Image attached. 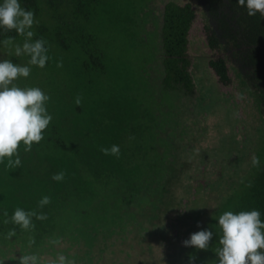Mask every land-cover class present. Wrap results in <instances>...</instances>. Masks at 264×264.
I'll use <instances>...</instances> for the list:
<instances>
[{
  "label": "rangeland",
  "instance_id": "374dc122",
  "mask_svg": "<svg viewBox=\"0 0 264 264\" xmlns=\"http://www.w3.org/2000/svg\"><path fill=\"white\" fill-rule=\"evenodd\" d=\"M166 1L104 0L93 20L84 24L85 33L97 38L106 68L102 74L77 72L75 53L55 47L48 66H30L27 78L14 81L20 87H39L49 95L46 107L53 117L51 124L62 127L64 139L75 138L67 149L50 152L43 160L71 159L72 154L87 151L101 157V145L95 140L106 141L111 136L120 148L119 157L114 156L119 161L117 167L127 172L125 178L118 175L119 179L112 177L106 183L102 173L112 164L100 160L104 171L102 167L89 170L79 165L81 181L104 179L103 185L95 182L86 188L85 199L96 192L109 204L113 201L110 194H124L119 204L123 209L117 214L120 224L108 227L106 238L93 244L88 261L80 259L86 250L81 243L71 244L72 240L58 237L54 244L49 241L52 237L43 239L47 251L37 255L44 264L60 253L76 264H189L190 253L196 256L194 264H213L208 256L211 243L207 250H199L182 242L192 233L207 229L228 195L263 163L264 121L256 92L239 81L231 69L226 85H221L209 69L207 62L217 54L206 45L204 18L195 0H173L179 5L191 4L195 12L185 37L194 95L180 99L170 92L161 100L155 85L158 39L154 34ZM10 57L13 63H28L25 55H15L13 46L0 51V60ZM58 62L63 66L57 67ZM71 91L74 100L65 103L69 112L61 104ZM78 96L80 106L75 103ZM115 101L134 107L125 123L127 129L119 134L111 132L106 120L100 118L104 113L100 103ZM91 118L95 125L90 124ZM253 155L260 159L258 167L252 165ZM61 189L62 193L72 190L67 186ZM128 190L134 194L130 200ZM58 202L49 206L48 213L53 215L57 232L60 227L66 234L78 226L82 212L90 209L89 201ZM69 237L73 239L72 234ZM24 254L18 244H0L4 264H18L15 257Z\"/></svg>",
  "mask_w": 264,
  "mask_h": 264
},
{
  "label": "trees",
  "instance_id": "16d2710c",
  "mask_svg": "<svg viewBox=\"0 0 264 264\" xmlns=\"http://www.w3.org/2000/svg\"><path fill=\"white\" fill-rule=\"evenodd\" d=\"M19 2L22 7L34 11L35 20L38 23H34L30 29L35 33L33 40L43 38L47 41L49 57L55 47L66 52L72 50L79 62L77 72L90 71L93 74H102L106 68L103 55L98 48L97 38L95 35L85 33L84 24L93 20L104 0H19ZM2 3L3 0H0V4ZM195 3L204 18L206 45L217 54L207 62L209 69L221 85L229 82L227 72L231 69L239 81L255 91L264 121V17L259 13L249 16L247 8L239 6L237 0H195ZM160 14V26L155 29L154 34L158 39L155 66L157 72L155 85L159 88L158 94L160 93L161 100L167 97V94L170 95V92L177 98L191 99L194 95V83L189 70V59L185 53V37L195 12L189 3L179 5L169 0L161 7ZM8 36L14 37L15 43H23L25 39L14 30L6 32L0 28V42ZM5 48L7 47L0 43V51L2 52ZM25 57L27 61L30 59L27 55ZM10 60L13 61L14 58L10 57ZM48 65L49 60L46 66ZM67 95L61 107L64 110L67 108L70 112V107H67L65 103L74 100L73 91ZM100 104V109L104 111L100 118L102 121L106 120V125L111 132L116 131L119 134L123 129H127L125 123L130 110L134 107L126 106V101L125 103L122 101L123 105L116 104V101L112 104L104 102ZM90 124H96L94 118L90 119ZM52 125H55V122L52 124L50 122L43 133L44 139L38 144L33 143L30 152H25V146L21 143L18 149L21 167L6 168V162L0 163V244L5 243L8 246L18 244L25 254L37 255L47 251V247L43 245V239L48 240L47 237H52L49 240L52 242L60 237L72 240L69 241L71 244L81 243L80 245L88 251L85 250V256L80 259L88 261L87 255L93 244L106 238L108 227L113 229L120 224L117 214L119 209H123L119 204L122 203L124 194H110L113 201L109 204L100 196H96V192L93 195L89 193V197L85 199L84 195L88 193L86 188H91L95 182L103 185L104 179L93 178L81 181L78 175L79 165L89 170L102 167L104 171L105 162L112 164L111 169L105 168V172L102 173L106 183L110 182L112 177L125 178L127 172L118 169L116 162L119 161H115L114 155L103 154L98 157L92 153L94 151L72 154L71 159L43 160L50 152L63 151L67 149L68 143L70 146L71 143H75V138L68 140L62 137L61 133L64 131L61 130L60 125ZM94 125L90 133L93 132ZM171 129L173 130L174 127ZM95 133L92 135L93 139H96ZM76 134L74 132L73 135ZM105 139L106 141H102L101 138L95 141H98L101 148L109 149L117 142L111 136ZM75 147L73 145V148ZM100 160L104 162L103 165L99 162ZM61 171L66 173L64 180L60 182L53 180V174ZM67 179L68 182H66ZM119 185L123 189V185ZM65 186L72 190L62 193L60 190ZM234 190L216 211L215 217L208 222V228L212 227L214 232L210 242L211 251L208 254L213 264H218L215 250L220 247L221 230L218 226L220 215L225 211L240 212L255 209L260 211L261 220L264 221V160L262 165ZM44 196H49L51 203L40 208L38 202ZM127 196L130 200L134 194L128 190ZM59 199L70 202L71 199H75V202L89 201L87 205L90 209L86 208L87 212L84 210L83 216L78 218L80 225H74L66 234L60 227L57 232L53 215L48 213L49 206L55 207ZM17 207L25 211L35 210L38 214L43 212L47 215V219L41 221L33 217L35 228L30 230H23L12 222L5 224V219L10 221ZM5 210L8 212V217L3 215ZM11 229H15L16 235L11 240L5 239L7 232ZM68 234H72L73 239ZM30 239L35 240L31 246H29ZM74 257L76 258V255Z\"/></svg>",
  "mask_w": 264,
  "mask_h": 264
},
{
  "label": "clouds",
  "instance_id": "9594fccd",
  "mask_svg": "<svg viewBox=\"0 0 264 264\" xmlns=\"http://www.w3.org/2000/svg\"><path fill=\"white\" fill-rule=\"evenodd\" d=\"M238 5L247 8L249 16L259 13L264 17V0H237ZM35 20V13L21 6L19 0H3L0 4V28L6 32L14 30L23 36V44L15 43V38L8 36L2 42L5 47L13 46L17 57L27 55L30 57L27 65L13 63L9 59L0 60V163L7 157L6 168L21 167L19 147L23 143L24 151L30 152L33 143H39L44 139L43 133L49 126L53 117L47 110V102L50 96L39 87H20L14 81L18 78H27L31 73L30 66L44 68L49 60L47 41L43 38L33 40L35 33L30 29ZM62 62L57 67H62ZM75 103L81 104V97H77ZM105 155L119 157L120 148L112 145L111 148H101ZM15 157V159H13ZM252 165L258 167L259 157L253 155ZM66 173L61 171L55 173L52 179L63 181ZM51 203L49 196L42 197L38 205L40 208ZM3 215L8 217L5 210ZM33 217L36 220H46L47 215L35 210L25 211L17 207L10 221L5 219L4 223L12 222L23 230L35 228ZM218 226L221 230L219 237L220 247L215 250L218 264H264V221L258 210L250 211H225L218 218ZM199 227V224H198ZM16 235L15 229L7 232L5 239L11 240ZM214 232L212 227L192 233L189 239L182 242L185 247H195L199 250H207L212 241ZM35 243L29 240V246ZM57 243V241H52ZM18 264H44L36 254H24L15 257ZM196 256L189 254V264H194ZM5 260L0 259V264ZM47 264H76L75 260L68 259L64 254H57L55 259H49Z\"/></svg>",
  "mask_w": 264,
  "mask_h": 264
}]
</instances>
